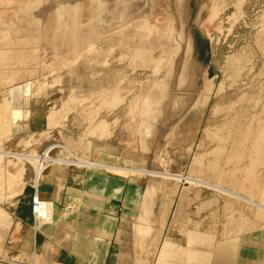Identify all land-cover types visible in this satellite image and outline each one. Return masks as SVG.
I'll use <instances>...</instances> for the list:
<instances>
[{
  "label": "rangeland",
  "instance_id": "374dc122",
  "mask_svg": "<svg viewBox=\"0 0 264 264\" xmlns=\"http://www.w3.org/2000/svg\"><path fill=\"white\" fill-rule=\"evenodd\" d=\"M58 165L140 179L122 224L141 238L172 220L181 240L184 218L166 213L195 208L200 185L206 229L262 225L264 200L206 179L264 198V0H0V234ZM200 235L209 260L216 234Z\"/></svg>",
  "mask_w": 264,
  "mask_h": 264
},
{
  "label": "crops",
  "instance_id": "0c3cea01",
  "mask_svg": "<svg viewBox=\"0 0 264 264\" xmlns=\"http://www.w3.org/2000/svg\"><path fill=\"white\" fill-rule=\"evenodd\" d=\"M80 167L58 165L53 176L40 180L38 194L54 204L52 222L35 225V187L25 185L11 210L16 223L8 229L10 232L0 234V252L15 251L21 256L0 255V264H264V223L234 231L217 226L206 229L205 217L214 215L216 210L206 202L202 185L196 189L195 208L184 204L179 211L170 208L166 213L167 217L180 214L184 218L181 240L173 237V229L179 225L172 220L166 221L163 230L155 225L154 231L141 238L122 223L124 218L139 213L143 182L112 166ZM206 180L264 200L238 184L232 185V179L221 176ZM185 186L181 188L184 202L190 191V186ZM215 191L211 200L220 202L222 194ZM225 195L232 199V195ZM18 228L22 229L21 235L13 242L9 234ZM206 231L216 234L209 260L204 257V237L200 235L202 240L192 243L188 239L189 232H196L199 237ZM189 247L193 248L191 253Z\"/></svg>",
  "mask_w": 264,
  "mask_h": 264
},
{
  "label": "built area",
  "instance_id": "2783aa9c",
  "mask_svg": "<svg viewBox=\"0 0 264 264\" xmlns=\"http://www.w3.org/2000/svg\"><path fill=\"white\" fill-rule=\"evenodd\" d=\"M44 203V198H41L38 194L36 196H34V217L36 219V216H42V218H44V220H46L47 222H49L50 220H52L53 218V214H51L50 212H47V210H44V212H41L38 210V208H42V204Z\"/></svg>",
  "mask_w": 264,
  "mask_h": 264
},
{
  "label": "bare ground",
  "instance_id": "6f19581e",
  "mask_svg": "<svg viewBox=\"0 0 264 264\" xmlns=\"http://www.w3.org/2000/svg\"><path fill=\"white\" fill-rule=\"evenodd\" d=\"M15 118H16V117H14L13 120H15ZM43 163H45V162L43 161ZM76 163H77V162H76ZM34 194H35L34 196H36V195L38 194V187H37V188L35 187V193H34ZM38 195H39V194H38ZM39 196H40V195H39ZM41 198H42V197H41ZM44 199H45V198H44ZM33 206H34V197H33V205H32V208H33V211H34V207H33ZM42 206H43V207L40 208V209L38 208V210L41 211V212H44V210H47V212H48V209H47V208H48V205H47V201H46V200H44V203L42 204ZM38 219H43V220H44V218H42L41 215H40V216H36L35 223L37 222Z\"/></svg>",
  "mask_w": 264,
  "mask_h": 264
},
{
  "label": "water",
  "instance_id": "95a60500",
  "mask_svg": "<svg viewBox=\"0 0 264 264\" xmlns=\"http://www.w3.org/2000/svg\"><path fill=\"white\" fill-rule=\"evenodd\" d=\"M194 41H195V39H194Z\"/></svg>",
  "mask_w": 264,
  "mask_h": 264
}]
</instances>
